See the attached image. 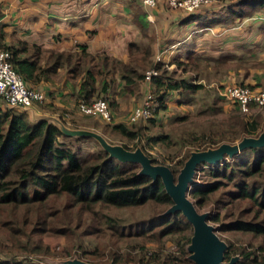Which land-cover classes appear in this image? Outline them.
Returning <instances> with one entry per match:
<instances>
[{"label": "trees", "instance_id": "1", "mask_svg": "<svg viewBox=\"0 0 264 264\" xmlns=\"http://www.w3.org/2000/svg\"><path fill=\"white\" fill-rule=\"evenodd\" d=\"M246 4L254 7L263 5L264 0H246ZM0 48L9 51L10 62L28 88H36L34 85L40 81L57 77L61 69H65L71 79L79 78L78 88L74 92L77 108L80 102L90 104L102 98L109 102L110 108L117 110V100L114 95H108V90L115 93L116 82L120 81L122 82L120 92L123 97L131 95L137 98L141 95L139 86L144 80L145 70L148 67L156 69L158 75L152 79V84L157 107L151 118L139 119L132 123L113 122L112 112L110 122L89 115L79 118L80 123L73 122L77 126H91L97 129L98 122L87 121H91V117L99 119L104 122V132L119 136L120 146L127 150L139 148L154 164L156 160L149 152V148L159 143L170 145V137L160 133L142 141L140 138L144 136V129L135 124L147 120L155 124L154 115L160 109L166 108V97L170 90L184 87L195 91L201 87L200 84H193L186 77L176 74L175 70H167L163 63L151 60L148 46L141 51L134 43L129 44L130 56L126 62L105 54L92 55L84 48L78 52H57L24 41L18 42L15 46ZM172 62L183 71L187 70V63H181L178 59ZM233 110L234 112L228 114L226 118L229 132L235 130L234 136L230 137L238 135L241 139L256 137L264 129V115L242 113L234 106ZM89 131L103 134L109 144H114L105 137L103 131ZM224 135L223 131L201 130L192 134L183 144L186 146L200 143L206 146L202 150H207L219 146L225 139ZM92 140L98 149L82 154L80 143ZM189 155L190 150L179 159H176L177 155L166 157V160L172 162L167 166L175 177ZM203 167L207 168V172L214 180L211 186L205 189L194 185L197 171ZM139 170L140 165L137 163L121 162L111 157L91 136L70 137L46 120L30 123L22 112H16L15 109H0V206L11 209L12 215L18 221L15 223H20L19 225L23 227L16 231L9 228L10 232L5 234V240L10 245L2 244L0 264H38L22 254L27 248L21 238L29 241L31 235L25 231L29 225L31 227L36 225L38 232L64 237L67 246L70 245L71 248L75 242L73 233L79 227L83 229V233L96 235L110 230V235L120 241L138 238L139 247L136 250L141 249L140 253L144 250L146 252L148 241L160 242V238L176 234L180 235L176 242L177 255L162 254L160 249L149 251L147 255L139 253L140 255L130 257L129 254L117 250L109 255L107 263L192 264L188 251L192 236L191 224L181 212L163 215L172 205L170 196L166 193L160 178L153 181L149 176L139 174ZM230 184L236 188L234 199L249 200L259 209L250 218L241 219L237 216L231 224L235 229L253 237H264V146L246 148L231 157L225 156L216 164L206 162L198 164L191 183L193 186L188 190V197L193 199L196 207L203 206L210 191ZM59 200L63 202L59 203ZM147 205L159 207V211L148 221L158 223L143 228L146 231L137 232V225L134 224L136 227L132 225L128 233L124 230L126 227L118 223V218L103 211L140 208ZM251 211L252 209L249 212ZM3 212V208H0V216ZM98 215H101L104 229L92 226L90 231L87 230L88 221L95 222ZM74 221H77L75 225ZM3 226L4 221L0 220V228ZM38 243L36 247L38 250H48L47 245L41 241ZM3 252L4 254H1ZM238 254L243 262L236 259L233 264H264V245H258L246 254L242 252ZM234 255L231 246L226 245L223 252L224 261H230ZM81 257L80 255L79 258ZM86 262L95 263L92 260Z\"/></svg>", "mask_w": 264, "mask_h": 264}, {"label": "crops", "instance_id": "2", "mask_svg": "<svg viewBox=\"0 0 264 264\" xmlns=\"http://www.w3.org/2000/svg\"><path fill=\"white\" fill-rule=\"evenodd\" d=\"M247 5L246 0H213L185 13L162 2L145 7L138 0H0V46L24 41L57 52L84 48L92 55L105 54L126 62L129 44L140 47L151 40V60L161 53L164 59L172 56V60L187 63L186 71L174 66L190 82L212 87L234 80L263 89L264 4ZM78 85L79 78L71 79L61 69L57 77L34 85L44 92L43 103L15 111L24 113L30 123L46 120L70 137L87 130L99 132L73 123L85 116L75 106ZM121 88L122 82L117 81L115 93L108 90L118 103L113 122H125L127 110L145 92L154 90L152 82L143 80L139 97L124 98ZM0 109H6L2 101Z\"/></svg>", "mask_w": 264, "mask_h": 264}, {"label": "rangeland", "instance_id": "3", "mask_svg": "<svg viewBox=\"0 0 264 264\" xmlns=\"http://www.w3.org/2000/svg\"><path fill=\"white\" fill-rule=\"evenodd\" d=\"M150 44L151 40H146L143 46H140L141 51L143 48L150 46ZM156 58L157 56H155V59L153 60L154 62L163 63L164 67L169 71L175 70L174 64L176 63H172V56L164 59L161 55L160 60L158 61ZM171 64H173V67L169 66ZM151 68L152 67H148L145 72ZM176 74L179 73L176 72ZM229 81L238 83L234 80H228L226 82ZM144 96L145 93L141 98V101ZM41 103H38V105ZM136 105H138V103L134 104L132 107ZM130 109L127 110L125 114L126 117ZM111 110L113 112V108H111ZM233 112V106L222 101L218 96L216 88L214 87L201 85V87L195 91L180 87L178 90H170L168 92L166 97V108L160 109L157 114L154 115L155 124H153V122L151 123L150 120H147L135 124V126H141V128L144 129V136L140 138L142 141H145L149 136H154L160 133L167 134L170 137V145L159 143L153 145L152 148H149V152L156 160L155 164L170 165L172 162L166 160V157L177 155L176 159H179L186 155L188 150H190L191 153L193 151H197L196 149L202 150L206 147L200 143L186 146L183 144V142L185 143V140L191 137V135L195 132L198 133L201 130L204 131L208 129L214 132L223 131L225 132V139L220 142L221 144H235L239 142L241 140L239 135L234 138L230 137L234 136L235 130H232L233 132H229L228 126L226 125V118L228 114ZM237 113L240 114L239 111ZM257 113L264 115V109H253L251 112L252 115ZM81 114L79 113V115ZM243 117L246 118L245 115ZM90 120L91 121L87 122H98L99 126H97V129L99 132L103 131L105 137L114 143L113 145H120L119 136L109 132H104V122L93 117H91ZM237 128L239 129V127ZM235 138L237 139L233 141ZM80 146L82 154L93 152L98 149L94 140L80 143ZM194 180V185L199 186L202 189L208 188L211 186L212 182H214L205 167L197 171ZM235 192L236 188L232 184L212 190L205 198L203 206H197V209L200 212H206L208 214L209 223L216 228L218 237L225 243V245L231 246L232 251L235 252V255L232 258L237 259L238 262H243L242 257H240L238 253L242 252L243 254H246L247 252H251L254 248H256V246L264 245V237H253L251 234L235 229L234 225L231 224L235 221L237 216L241 219L250 218L257 210H259L258 207L253 206L252 202L249 200L234 199L233 196ZM190 199L193 200L192 198ZM58 202L62 203L63 200H59ZM59 203L56 205L58 206ZM0 208H3L4 210L3 214L0 216V220L4 221V226L0 228V248H3L2 244L10 245V243L5 240V234L10 232L9 228L16 231L23 227L19 225L20 223H15L18 221L14 215H12L11 209L2 206H0ZM250 209H252L251 212H249ZM103 211L108 215L118 218V223L123 224L126 227L124 230L128 233L131 226L134 224L137 225L136 230L138 232L141 230L146 231V229L143 228H147L152 224L158 223L148 222L149 219H152V217H154L159 211V207H154L153 205H147L140 208H119ZM76 223L77 221H74L73 225ZM87 224L89 225L87 229L89 231L92 226L104 229V225L101 221V215H98L95 222L89 220ZM136 225L134 226L136 227ZM36 227V225L32 227L29 225L26 227L25 231L29 232L31 235L30 239L29 241H26L23 237L21 240L23 244L25 243L27 248L26 252L22 251L23 256L38 264H71V261L74 260H81L84 262H86V260H92L95 261L93 264H109L107 263L109 255L117 250L124 254H129L130 257L137 256L141 250H136V248L139 247L138 238H132L130 241H120L110 235V230H106L104 233L101 232L98 235L92 233L86 234L83 233V229H81V227L76 229L73 233L75 242L73 243V246L71 244V248L70 245L67 246L66 239L64 237L47 235L43 231L38 232L36 231ZM179 237L180 235L171 234L160 238V242L148 241L146 244V252L144 250V252L140 254L146 253L147 255L149 251H159L162 249V254L177 255L176 250L178 247L176 242ZM39 241L49 247L47 251H40L36 248ZM1 254H4V252ZM80 255L82 256L81 258H79Z\"/></svg>", "mask_w": 264, "mask_h": 264}, {"label": "water", "instance_id": "4", "mask_svg": "<svg viewBox=\"0 0 264 264\" xmlns=\"http://www.w3.org/2000/svg\"><path fill=\"white\" fill-rule=\"evenodd\" d=\"M81 136L95 138L111 157L121 162L139 164V174L149 176L153 181L160 178L166 193L172 200V205L166 209L163 215L181 212L192 226L188 251L193 264H233L235 262V258L228 262L224 261L225 243L218 237L216 228L209 223L208 214L200 212L196 204L188 197V190L198 164L203 162L216 164L225 156L231 157L246 148L264 146V129L256 137H244L235 144L222 143L213 149L191 152L176 177L167 165L152 163L151 159L139 148L127 150L120 145L109 144L102 135L96 132L83 131ZM71 264L90 263L74 260L71 261Z\"/></svg>", "mask_w": 264, "mask_h": 264}, {"label": "built area", "instance_id": "5", "mask_svg": "<svg viewBox=\"0 0 264 264\" xmlns=\"http://www.w3.org/2000/svg\"><path fill=\"white\" fill-rule=\"evenodd\" d=\"M145 7H155L159 2L171 9H177L185 13L194 12L201 6L211 3L213 0H138ZM264 19V16L262 17ZM157 55V61L160 60ZM158 75L154 68L149 69L144 74L145 82H152ZM200 84L197 82H192ZM201 85V84H200ZM216 88L219 98L234 106L242 113L250 114L253 109L264 108V88L256 89L242 83L211 84ZM45 94L39 88H28L22 76L14 69L10 62V53L6 49L0 48V101L6 109L29 108L35 104L43 102ZM157 107L153 92H145L143 100L138 105L132 107L127 115L126 121L132 123L139 119L151 118ZM78 111L84 115L96 116L103 121L112 120V111L106 99H96L90 104L80 102Z\"/></svg>", "mask_w": 264, "mask_h": 264}]
</instances>
